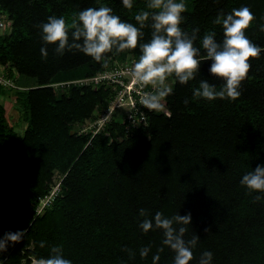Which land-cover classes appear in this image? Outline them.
Segmentation results:
<instances>
[{"label":"trees","instance_id":"1","mask_svg":"<svg viewBox=\"0 0 264 264\" xmlns=\"http://www.w3.org/2000/svg\"><path fill=\"white\" fill-rule=\"evenodd\" d=\"M185 3L182 27L200 29L195 46L201 47L208 31L222 41V25L213 23L216 16L248 6L256 20L246 35L264 48V0ZM101 4L133 24L135 15L147 10L146 0H133L131 10L122 0H0V16L10 22L9 33H0V65L15 85L0 86V96L13 90L16 104L27 113L26 130L18 137L0 103V237L27 230L0 257L5 264H31L33 257L47 258L51 246L62 245L72 264H153V255L163 247L158 264H174L175 253L162 243L163 231L140 228L144 217L139 212L145 209L149 218L157 211L167 217L191 213L185 239L194 232L200 241L189 264H199L204 251L213 253L212 264H264V193L249 194L241 185L244 174L264 165V52L250 60L238 99H193L201 79L218 87L223 83L210 76L211 62H205L188 84L169 78L173 93L165 101L167 114L149 112L147 125L130 136L114 121L90 139L76 126L106 107L111 89L60 85L96 75L114 61L139 59V47L107 54L104 67L79 50L58 55L57 45L42 40L39 26L53 15L70 22L73 13ZM143 31L142 42H148L152 30ZM20 78L34 85L23 86ZM57 179L58 195L35 215L39 199ZM256 195L262 199L254 202ZM147 246L151 251L142 258L140 249ZM124 249H131L134 258Z\"/></svg>","mask_w":264,"mask_h":264},{"label":"clouds","instance_id":"2","mask_svg":"<svg viewBox=\"0 0 264 264\" xmlns=\"http://www.w3.org/2000/svg\"><path fill=\"white\" fill-rule=\"evenodd\" d=\"M126 9L133 8V0H122ZM146 9L140 10L134 17L136 24L122 21L113 13V9L105 4L99 7H88L78 13H73L70 22L64 16L48 17L47 23L40 25L42 40L46 45H57L55 52L63 55L73 49L83 52L97 62L108 66V55L139 47L141 55L130 69L132 79L141 86H151L152 90L143 91L140 103L147 110L162 111L165 109L166 98L173 93L167 81L175 77L181 85L193 81L201 73V66L211 62L209 73L212 78L223 83L218 87L204 78L199 86L193 88V99L203 98L207 101L229 98L236 100L241 96V85L251 71L250 60L257 59L264 48L254 44L246 35V31L255 22L256 17L248 6L234 8L228 14L219 13L214 19L215 25H222L223 39L217 40L215 31L206 32L201 40V47L195 46L200 29L195 27L191 32L185 30L183 13L187 11L185 0H146ZM138 25V26H137ZM151 28V39L144 41L143 29ZM264 31V26H261ZM41 54L47 57L46 47L41 48ZM185 105L189 103L184 100ZM241 185L253 192L264 193V165H258L254 171L243 175ZM262 196L256 195L254 202ZM139 215L144 217L140 228L148 231L160 229L163 231V245L174 253V264H189L194 259L193 250L200 237L193 232L190 239L185 234L191 226L192 216L179 213L172 217L157 211L153 218L145 209H140ZM205 231H209L205 229ZM27 236V230L7 232L0 237V254L8 251L10 245H15ZM45 247V242H40ZM134 258L131 249H124ZM151 247L140 249V256L147 257ZM161 247L153 255V264H158ZM213 253L204 251L199 264H212ZM0 264H5L0 257ZM32 264H72L64 257L63 246H51L47 258L32 259Z\"/></svg>","mask_w":264,"mask_h":264},{"label":"built area","instance_id":"3","mask_svg":"<svg viewBox=\"0 0 264 264\" xmlns=\"http://www.w3.org/2000/svg\"><path fill=\"white\" fill-rule=\"evenodd\" d=\"M6 24L0 19V33L6 30ZM138 59L127 58L124 61H114L111 67L91 77L63 83L60 86L76 85L89 86L92 89L109 88L112 98L106 107L97 110L92 118L82 125L76 126L78 134H90V139L95 135L105 132L112 122H118L122 118L123 133L130 136L136 130L147 125V115L155 110H147L140 103L143 91L152 90L151 86L138 85L130 74V69ZM0 86L3 88H15L13 81L6 77V67L0 65ZM58 86V85H57ZM58 181L52 186L48 195L39 199L35 209V215H40L59 193Z\"/></svg>","mask_w":264,"mask_h":264},{"label":"rangeland","instance_id":"4","mask_svg":"<svg viewBox=\"0 0 264 264\" xmlns=\"http://www.w3.org/2000/svg\"><path fill=\"white\" fill-rule=\"evenodd\" d=\"M0 19L6 24V30L2 31V33H9L10 31V22L4 15L0 16ZM20 84L23 86H32L34 85V81L30 79L20 78ZM169 86L172 87L173 82H167ZM0 103L4 105L7 111L8 122L13 128V132L16 136L22 137L27 127L26 117L27 113L22 109L21 106L17 105L14 98V91L8 90L5 95L0 96ZM162 113L167 114L166 109L160 111ZM121 122L122 118H118ZM55 184L58 182V179L54 181ZM32 264V262H31Z\"/></svg>","mask_w":264,"mask_h":264}]
</instances>
